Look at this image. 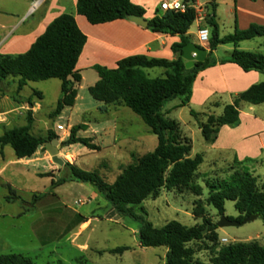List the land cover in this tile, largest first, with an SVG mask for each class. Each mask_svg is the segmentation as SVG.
<instances>
[{"label":"trees","instance_id":"1","mask_svg":"<svg viewBox=\"0 0 264 264\" xmlns=\"http://www.w3.org/2000/svg\"><path fill=\"white\" fill-rule=\"evenodd\" d=\"M215 1L209 0V12L204 17L205 25L210 28V38L206 45L208 55L204 62H196L187 70L184 67L185 61L181 58L182 47L190 42L188 32L197 16L191 5L192 0H184L187 8L183 13L159 9L155 17L147 21L146 29L152 33L179 37L180 41L171 46L174 60L133 55L119 60L114 69L99 65L92 68L98 75V81L88 88V93L93 100L102 104L101 111L106 113L108 106L128 108L156 136V148L139 157L132 155V162L121 169L112 183H107L97 171H83L67 162H64V166L68 170V176L55 181L52 179L50 183L51 189L66 182L92 186L108 202L114 213L140 222L138 241L142 248L166 249L164 264H203L195 257L197 250L190 245L203 242L213 245L218 239L216 224L210 222L204 202L200 199L194 202L192 215L200 219L201 224L187 227L177 221H169L163 227L155 228L146 219L143 202L147 199L155 200L162 190L179 194L186 191L196 198L203 194V188L195 181L203 156H190L191 140L183 135L179 123L167 116L172 110L189 105L197 75L217 65L212 52L221 45H233L234 49L220 63H232L244 72L255 71L264 75V54L237 49L241 42L264 38V26L252 24L246 30L235 29L232 34L220 36L214 21ZM76 12L90 25L127 20L130 15H145V10L133 5L130 0H77ZM86 41L87 37L79 30L73 16L63 14L47 26L25 53L0 54V83L9 78H17L18 94L28 82L58 79L61 83L60 97L50 113V118L55 119L65 108L75 105L78 86L82 80L76 65ZM155 68L162 69V75L150 77L146 70ZM33 94L41 98L40 93ZM176 99L179 104L166 109V104ZM242 104H264V81L236 94L232 103L226 105L219 116L199 114L192 110L190 115L198 121L203 140L207 144H213L223 126L234 128L240 124ZM200 115L205 116L204 121L198 120ZM32 125V111L28 110L23 127L8 129L0 136V149L9 146L17 160L30 159L40 148L44 149L46 142L52 143L58 139L52 129L47 130L46 140L35 137L31 134ZM87 129L86 123L72 126L67 139L61 143L62 147L81 145L89 151L99 152L101 147L93 142V138L79 135ZM231 170L232 173L226 179L206 183L208 195L205 203L213 207L221 217L225 214L224 202L232 201L239 214L236 221L241 222L253 215L264 221V185L259 187L257 178L248 172L233 168ZM41 177L52 176L47 173ZM14 199L19 200V197L8 186L5 201L11 203ZM38 199L40 197L34 195L28 207L24 206V211L33 207ZM135 207H139L142 215L135 214ZM205 228H208L207 234L203 235ZM127 250L128 247H118L109 253L122 254ZM0 264L35 263L23 254H0ZM56 264L62 262L57 261ZM210 264H264V247L256 241L222 246L210 258Z\"/></svg>","mask_w":264,"mask_h":264},{"label":"rangeland","instance_id":"2","mask_svg":"<svg viewBox=\"0 0 264 264\" xmlns=\"http://www.w3.org/2000/svg\"><path fill=\"white\" fill-rule=\"evenodd\" d=\"M21 13V0H0V39L5 34L1 26L14 24ZM25 20L26 18L22 22ZM27 24L24 25L25 28ZM260 42L261 38H255L239 45L243 50L264 53V47L259 46ZM197 45L203 47L198 40ZM229 48L230 45L221 46L216 51L215 57L226 56ZM158 72L160 69L147 70L150 77H155ZM81 74L82 80L78 86L75 105L72 108H65L55 119L50 118V113L55 109L60 97L61 83L58 79L28 82L19 92V96L15 93L17 79L10 78L11 83L5 85L0 83L2 96L11 93L12 96L9 97L23 105V115H20V119L8 123V126L0 127V136L5 130L24 126L27 111L31 110L32 135L46 140L47 130L52 129L58 137L52 141V145L59 148V157L64 162L73 164L83 171H97L107 183H112L121 169L132 162V155L139 157L152 152L156 148L157 138L142 120L126 107H114V109L108 107L106 113L102 112V104L93 100L88 93V88L98 81L96 71L82 70ZM34 92L40 93L41 98L34 95ZM232 101L233 98L226 94L213 96L202 106L189 103L188 106L172 110L167 116L176 120L183 135L191 140L190 156L194 157L196 154L203 156V163L199 166L195 179L203 188V194L200 198H196L186 191L179 194L162 190L155 200H145L142 206L147 213L146 219L155 228H161L169 221H177L187 227L201 224L202 221L192 215L194 202L198 199L204 202L210 222L216 224L220 216L213 207L205 203L208 195L206 183L226 179L232 173L231 168L248 172L257 178L259 187L264 185V148L259 147L264 140V129L261 128L260 123H255L247 130L255 131V136L246 139L241 138L242 133L237 136V149L243 150L248 155L239 163L241 165H238L231 163L236 153L234 150L211 148L212 144H207L203 140L198 121L190 115L192 110L199 114L219 116L223 113L224 107ZM178 103V99L170 101L166 104V108ZM214 103L217 105H213ZM36 104H39L40 109L33 114V105ZM29 105L32 108H29ZM253 108V114L264 121V104ZM204 119V115L198 118L199 121ZM243 122L247 125L249 121L244 118ZM81 123H86L88 129L79 135L93 138V142L101 147L99 152L89 151L81 145L62 147L61 143L69 134L68 127ZM49 124L51 128L48 129ZM90 130L94 131L95 135L91 134ZM39 150L40 156L51 158L45 147ZM3 155L6 166L2 178L8 179L13 189L15 188L19 200L12 201L17 204H5V197L2 196L8 195L9 185L0 181L2 186L0 187V254H23L30 257L35 264H56L57 261H61L62 264L165 263L166 249L142 248L138 241L140 222L114 213L108 202L92 186L66 182L51 189L52 179L37 177L45 167L42 163L32 164L25 159L15 162L16 158L9 146L5 147ZM52 164L56 170V173L51 175L55 177L54 181L68 176V170L64 165L60 167L53 162ZM35 171L39 172L35 174ZM34 195L39 196L40 199L28 211L23 212L24 206L28 207ZM22 202L26 204L23 205ZM224 208V216L236 221L239 214L234 209V203L225 201ZM134 212L136 215H142L139 207H135ZM204 230L203 235H206L208 228ZM216 234L218 238L216 244L203 242L190 245L197 250L195 257L203 264H210V258L222 246L256 241L264 247V221L260 218L239 227L217 228ZM222 239H226V242L222 243ZM118 247H128L129 250L122 254L109 253L110 250Z\"/></svg>","mask_w":264,"mask_h":264},{"label":"crops","instance_id":"3","mask_svg":"<svg viewBox=\"0 0 264 264\" xmlns=\"http://www.w3.org/2000/svg\"><path fill=\"white\" fill-rule=\"evenodd\" d=\"M130 1L133 5L145 10L143 18L148 21L155 17L156 12L159 11L160 3L167 0ZM192 2L191 5L197 10L200 9L202 15L205 17L206 13L209 12L207 8L209 0H192ZM76 4L77 0H21L22 13L16 18L17 21L12 25L8 24L1 26V30H3L5 34H3L0 39V54L19 55L25 53L30 48L31 44L43 34L47 26L53 20L63 14H68L73 16L79 30L87 37L86 44L76 65V70H78L80 74L82 70L92 69L95 65L114 69L119 60L133 55H144L148 58L166 59L169 61L175 59L171 46L180 41L179 37L152 33L146 28L139 27L128 20H117L100 25H90L83 16L77 14ZM215 4L214 21L218 26L220 36L232 34L235 29L246 30L252 24L264 26V0H216ZM25 18L26 20L22 22ZM26 23L28 24L25 28L24 25ZM202 25H205V22H196L195 20L192 26L194 30H192L191 27L188 32L190 42L196 45L197 31ZM208 30L210 31V28H208ZM239 44L237 45L238 50L254 52L248 49H241ZM221 46L217 47V49L212 52V57L218 62L217 65L207 68L197 75L193 83L190 103L202 106L213 96H220L223 94L233 98L236 94L247 90L252 85L264 81V75L258 72H244L235 64L220 63L221 60L228 58L234 49V46L230 45L231 48L227 51L226 56L216 58L215 53ZM259 46L264 47V38H261ZM204 48L207 49V47ZM162 73L163 70L160 69V72H158L155 77L162 75ZM16 81H18V79ZM3 83L4 85L11 83L10 78ZM15 93L17 94V83ZM9 95H11V93L2 96L0 92V127L8 126V123L20 119L23 115V105L11 99ZM17 95L19 96V93ZM108 107H111V109H114V107L123 108V106ZM244 107L246 108L243 109ZM253 107L255 106L242 104L239 114L240 124L234 128L223 126L219 130L216 141L211 145V148L215 149L224 148L226 150H234L237 155L236 153L233 155L231 163L239 164L248 157L243 150L237 149V136L241 133V138L244 139L255 136V131H247L255 123H260L261 128L264 129V121L258 119V117L253 114ZM39 109V104L33 105V114ZM244 118H247L249 121L247 125L243 122ZM70 128L71 127H68V129ZM92 130H90L91 134L95 135V132ZM5 147L2 150L0 149V181L6 182L13 189L8 179L2 178L6 166L3 157ZM259 147L264 148V140L259 144ZM40 154L41 152L38 150L32 158L25 159L32 164L42 163L45 166L37 177L47 173L51 175L56 173L51 158L48 156H40ZM253 157L255 158L256 156ZM18 161L20 160H15V162ZM37 172L39 171H35V174ZM49 178L50 180H54L55 177ZM13 190H15V188ZM2 197L6 196L3 195ZM5 204L17 203L6 202ZM19 209L21 208L19 207Z\"/></svg>","mask_w":264,"mask_h":264},{"label":"water","instance_id":"4","mask_svg":"<svg viewBox=\"0 0 264 264\" xmlns=\"http://www.w3.org/2000/svg\"><path fill=\"white\" fill-rule=\"evenodd\" d=\"M127 20L139 27L147 28L148 22L143 17L133 16L130 15L127 17ZM208 50L203 47H199L198 45L189 42L186 45L182 47V54L181 58L185 61L184 67L185 69L189 70L191 69L196 62H204L207 58ZM29 108H32L31 105H29ZM51 128V124H49L48 129ZM45 149L49 156L51 157V160L54 164L58 166H63L64 161L59 157V148L52 145L51 142H46L44 144ZM258 218L257 215H253L250 217L244 218L241 222L238 221H232L227 219L225 216H221L219 221L216 223L217 228H225V227H239L245 223L254 221ZM205 233V230L203 231V234Z\"/></svg>","mask_w":264,"mask_h":264},{"label":"built area","instance_id":"5","mask_svg":"<svg viewBox=\"0 0 264 264\" xmlns=\"http://www.w3.org/2000/svg\"><path fill=\"white\" fill-rule=\"evenodd\" d=\"M187 8V5L180 0H167L163 1L159 5V9L161 11H174L183 13ZM197 16L196 22H204V16L202 15V11L200 9H195ZM210 38V31L208 30L206 25H202L197 31V40L204 47L207 45L208 40ZM222 243L226 242V239L221 240Z\"/></svg>","mask_w":264,"mask_h":264}]
</instances>
